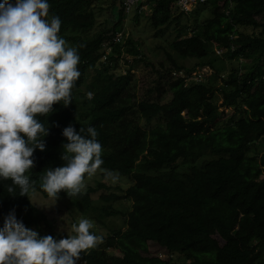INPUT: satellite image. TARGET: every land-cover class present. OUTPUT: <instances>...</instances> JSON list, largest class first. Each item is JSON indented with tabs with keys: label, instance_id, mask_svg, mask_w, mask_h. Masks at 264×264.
Returning a JSON list of instances; mask_svg holds the SVG:
<instances>
[{
	"label": "trees",
	"instance_id": "1",
	"mask_svg": "<svg viewBox=\"0 0 264 264\" xmlns=\"http://www.w3.org/2000/svg\"><path fill=\"white\" fill-rule=\"evenodd\" d=\"M94 2L48 0L49 15L61 20L59 34L80 56L81 75L72 94L84 86L86 92L68 106L55 104L48 116H38L49 126V134L45 150L34 151V167L27 173L36 181V192L47 196L40 188L41 177L46 168L64 164L62 129L72 124L77 131L94 127L102 145L101 167L133 181L113 193L104 180L71 198L59 193L76 211L85 212L101 188V198L110 203L107 215L122 216L125 223V229L100 235L102 243L83 252L77 264H264V155L249 150L250 145L259 148L256 136L264 137V0H209L200 6L211 13L206 24L188 17L190 13L172 17L176 0H148L149 18L158 33L177 28L174 52L199 60L191 69L169 55L170 78L164 82V73L158 72L159 82L150 90H169L167 102H162V92L157 99L136 100L134 69L125 65V72L118 71L127 15L122 6L112 28L95 31ZM192 19L194 24L189 23ZM242 28L259 31L246 33ZM120 32L122 42L113 43ZM106 42L115 46L116 56L103 65L99 62ZM211 44L221 51L220 58L211 57ZM205 66L214 72L199 83H188L181 75ZM200 157L206 159L204 165L198 164ZM182 162L189 171L181 175ZM9 183L0 181V226L4 215L15 209L17 218L41 236L67 237L54 232L30 195L19 196L18 188L7 192L3 185ZM122 201L131 208L114 206ZM150 243L166 249L169 257L152 255ZM116 251L122 254L120 262L112 253Z\"/></svg>",
	"mask_w": 264,
	"mask_h": 264
},
{
	"label": "clouds",
	"instance_id": "2",
	"mask_svg": "<svg viewBox=\"0 0 264 264\" xmlns=\"http://www.w3.org/2000/svg\"><path fill=\"white\" fill-rule=\"evenodd\" d=\"M60 28V18L49 15L48 0L0 2V181L10 180L4 188L9 193L18 188L19 196L36 191V181L27 173L34 167V151L45 150L49 134V126L38 116H48L55 104L72 103V90L81 75L77 49L68 46ZM87 95L91 98L92 93ZM97 135L92 126L77 131L69 124L62 129L64 164L46 168L41 177L40 188L50 200H57L61 191L69 198L80 194L85 177L98 170L105 179H116L101 167ZM92 228L89 219L81 218L72 224L74 234L66 238L41 236L12 209L0 226V264H77L81 254L102 239Z\"/></svg>",
	"mask_w": 264,
	"mask_h": 264
},
{
	"label": "rangeland",
	"instance_id": "3",
	"mask_svg": "<svg viewBox=\"0 0 264 264\" xmlns=\"http://www.w3.org/2000/svg\"><path fill=\"white\" fill-rule=\"evenodd\" d=\"M197 8L193 10L188 17H198L200 23L203 24H206L208 21H210L211 13L206 9L201 8L200 6L198 9ZM92 9L94 10L97 19L95 31H100L112 28L117 20H119L122 5L119 0H95ZM178 13L179 12L172 10L171 16H177ZM136 16V14L131 13L124 18L123 43L125 42V44L122 48L121 61H123L121 62V64H119V68L121 67L122 69H118V71L120 70L122 72H125L126 70L123 69L125 65H128L129 68L131 67L134 69L133 74L135 75V81L133 82L132 92H134L137 101H143V99H157L162 92L161 100L162 102H167L172 97V93L169 90L165 92L163 87H161V92L151 93L150 90L154 89V87L156 86L155 82L159 80L158 72L164 73V82L168 81V79L170 78L166 73V70L172 68L169 55H171L178 64L185 68H194L199 60L191 57L181 58L174 52L171 44L176 40L177 28L171 27L168 28L164 33H158V31L154 28L150 21L149 14L140 15V18H136ZM188 17L185 16L184 21ZM193 20L194 19H192V21L189 23L194 24ZM241 30L246 33L259 31L252 28H242ZM209 50L211 57L220 58L222 53L216 48L214 44H211L209 46ZM206 60H208V58ZM99 63L106 65L104 61H100ZM213 72L214 71L212 68L205 66L203 68H197L193 73V77L198 74L207 76L211 75ZM97 73V71L92 72L87 78V82H90L92 78L97 75ZM225 75L226 73H223L221 75V78H224ZM164 82L162 83L164 84ZM217 85L219 86V84ZM85 92L86 87L84 86L81 89V92L72 94V99H75V101L81 99L79 97L80 94ZM225 110H228L226 111L227 113H231L230 109L221 108V111ZM254 139L255 142L259 144V148H255L254 145H250V153L252 155L256 154L258 157H261L264 155V137L256 136ZM210 158L211 155L209 154L206 159ZM206 159L200 157L197 159V162L199 165H204ZM188 171L189 166L183 164L182 162L179 173L182 175L183 173ZM112 174L116 177L115 180L111 178L105 179L102 173L98 170L97 173L92 177H87L84 180L85 188L83 192H86L90 187L97 188V182L101 180H104V182L102 181V183L109 187V193L117 191L119 192L118 189H121L120 191L126 190L133 184V181L128 179L127 177H122L114 173ZM103 191L104 190L100 188V190L92 195V199H94L95 202L93 203L92 207L85 212L76 211L70 205L69 200L63 196H59L57 200H50L47 196H44L43 194L36 191L34 193H30L29 195L32 204L38 207L41 212H44L47 215L56 234H74L72 232V224L78 223V220L81 218H85L89 219L93 223V228L90 229V231H93L94 233H96L97 235H101L102 237H107L112 234V231L125 229L126 227L122 216L111 217L107 215L106 210L108 209V205H110V203L108 204L104 202L101 198L104 193ZM114 206L123 209L124 211L125 209L131 208V203L122 201L120 203H116ZM215 238L221 244L224 243L219 236H216ZM99 243L101 244L102 241L100 240L97 245ZM150 251L152 255H158L164 259L169 257V253L167 252V250L161 248L156 243H150ZM112 253L116 262H120L122 260V254L117 251Z\"/></svg>",
	"mask_w": 264,
	"mask_h": 264
},
{
	"label": "built area",
	"instance_id": "4",
	"mask_svg": "<svg viewBox=\"0 0 264 264\" xmlns=\"http://www.w3.org/2000/svg\"><path fill=\"white\" fill-rule=\"evenodd\" d=\"M209 0H176V2L173 4V10L179 13H191L193 10H195L197 7L204 5L208 2ZM123 11L126 15H129L131 13L134 14H148L149 13V8H148V0H123ZM178 13V14H179ZM122 42V33H117L116 36L114 37L113 43L118 44ZM115 46H113L111 43H106L104 46V50L102 53V58L101 60L104 62L109 61L110 56H116L114 52ZM194 73V72H193ZM193 73L190 76H185V74H182L183 77L185 78V81L188 83H194V82H201L204 81L209 77V75H204L202 76L201 74L196 75L193 77Z\"/></svg>",
	"mask_w": 264,
	"mask_h": 264
}]
</instances>
